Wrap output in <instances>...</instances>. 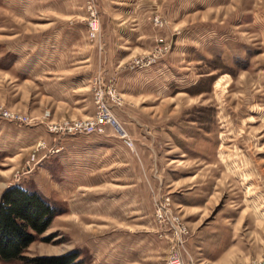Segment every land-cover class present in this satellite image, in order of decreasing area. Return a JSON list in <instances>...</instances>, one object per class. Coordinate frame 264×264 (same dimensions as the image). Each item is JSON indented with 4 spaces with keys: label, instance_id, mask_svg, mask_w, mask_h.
<instances>
[{
    "label": "rangeland",
    "instance_id": "rangeland-1",
    "mask_svg": "<svg viewBox=\"0 0 264 264\" xmlns=\"http://www.w3.org/2000/svg\"><path fill=\"white\" fill-rule=\"evenodd\" d=\"M26 44L38 47L36 58L67 63L95 51L90 87L83 91L95 105L94 86L112 84L120 102L107 100L132 146L109 125L75 134L51 129L83 115L52 117L47 108L39 114L25 109L28 99L40 104L41 86L30 84L27 97L9 64L18 54L25 59L26 53L12 48L24 50ZM59 45L72 48L40 53ZM109 56L119 61L113 73ZM136 58L142 62L134 64ZM0 117L20 126L43 124L52 134L24 150L14 179L36 169V160L49 148L54 153L62 138L82 144L81 169L71 159L64 181L45 183L43 177L49 198L43 196L59 213L26 247L25 258L167 264L175 249L186 264H254L264 258V0H0ZM135 118L161 131L148 133L149 148L168 137L170 124L177 128L172 140L188 151L160 163L150 149L146 181L127 125ZM111 145L114 151L100 148ZM95 146L97 153H90ZM128 159L135 164H121ZM173 172L181 179L173 188L193 191L189 201L201 204L174 206L176 191L165 181ZM125 189L145 197H123ZM159 204L167 210L160 212ZM176 217L186 234H176Z\"/></svg>",
    "mask_w": 264,
    "mask_h": 264
},
{
    "label": "crops",
    "instance_id": "crops-1",
    "mask_svg": "<svg viewBox=\"0 0 264 264\" xmlns=\"http://www.w3.org/2000/svg\"><path fill=\"white\" fill-rule=\"evenodd\" d=\"M57 35L60 38V30ZM22 47L24 48V46ZM70 47L72 48V46L62 45L55 46L53 48H51L50 46H45L40 48L42 50L40 53L57 52V50H60L61 53L64 49H70ZM73 48H75V46H73ZM12 49L15 53L23 52L27 54L24 60H19V54L16 55L15 59L9 64V71L14 76V78L20 80L25 84L28 93L26 94L27 97L29 96L28 91L32 89L30 87V84H35L38 87L41 86L39 90L40 96L38 99L40 101V104H32V101L28 99L25 109H28L34 114H39L41 113L43 108H47L49 109L50 116L52 117H79L82 115L87 116L94 112V102L91 99H88L89 97L87 96L86 92L83 91V89L87 90V87H90V81L93 74L92 69L95 64L94 60H92L91 53L95 51L90 50V55L84 56V59H82L83 61H79V59L78 61L67 63L66 61L61 60L54 61L51 56L47 55H41L40 57L36 58L37 52H35V49L37 51L38 47L33 45L30 46L29 44H26L24 50H19L22 48H19L17 45H15ZM127 50L126 52L129 51ZM107 51H112L111 53H113V51L116 52L117 50H114L113 48L109 50V48H107ZM108 61L111 73H113L117 68V64L119 63V61L114 63L113 58L110 56L107 62ZM132 98L135 99V96H132ZM127 103L133 102L129 100ZM127 107L132 108L130 106ZM135 123L138 125L139 130L134 129L133 126ZM127 125H129L128 130L136 142L138 150L137 163L143 171L142 176L145 181L147 179L145 175L146 167L148 163L152 161L149 158L151 155L150 149L151 151H153V153L156 154L157 160L160 163H162V160L165 159L167 161L173 160L174 157L172 156L177 155L178 152L180 155H186L188 152L186 148L178 145L177 142L172 140L170 134L175 133L176 130H173L177 129L175 128V125H167L165 131L168 134V137L164 138L163 142H161L159 146L153 144L152 146L150 145V148L148 144V142L150 141L148 140V133H151L152 137H154L153 133H160L161 131L158 128H150L146 125L144 127V123H142L138 118H135V120H128ZM40 138H48L50 140L52 139V134L46 130L43 124H36V126H20L14 122L7 121L4 118L0 117V194L7 187L14 184H19L24 188L36 189L40 191L46 198H49L47 197L48 192L46 193L45 190L47 189L45 183H50V180H52V178L56 181H64L66 165L71 164V159H73V161L75 160L76 162L77 159L79 161V159L82 157V150L80 148L82 145L81 142H66V138L70 139L71 137H64L57 145L56 151L54 153L48 154L47 157L42 159L37 164L36 169L20 175L18 179H14V173L22 164L20 159L22 153L24 152V150L31 148L33 144H35V141ZM113 145L100 148H104L105 150L111 148L114 151L116 146L114 147ZM88 150L90 153L96 154L98 146H95V148H90ZM133 161L131 162L128 159V162L122 161L121 164H129L130 162L132 164H135L133 163ZM80 163L81 161L77 163L79 169H81L80 167L82 166L80 165ZM166 164H169V162H166ZM54 167L57 169H54L56 171L52 169ZM174 174L175 173L173 172L171 176H165L167 186L170 187L169 191H172L173 193L174 191H176L173 195L174 206L182 210L183 208L187 207H197L199 204H201V201H195L198 198H193V202L189 201L191 197L195 196V194H193V191H184L181 189L178 190L176 188H173L174 184L181 180L180 178L178 179V176L174 177ZM149 176L153 181V176ZM43 177L45 178V183L43 181ZM191 177H194V175H191ZM141 178V176H138L137 179L141 180ZM123 186H125V184H123ZM139 193L140 192L135 193L133 191L131 192L129 189H125L123 197L136 198L137 195L138 198L144 199L145 194L143 197H140ZM194 210L196 211L199 209Z\"/></svg>",
    "mask_w": 264,
    "mask_h": 264
},
{
    "label": "trees",
    "instance_id": "trees-1",
    "mask_svg": "<svg viewBox=\"0 0 264 264\" xmlns=\"http://www.w3.org/2000/svg\"><path fill=\"white\" fill-rule=\"evenodd\" d=\"M58 213L40 191L19 184L7 187L0 195V262L25 259L31 264H66L65 256L27 259L23 255Z\"/></svg>",
    "mask_w": 264,
    "mask_h": 264
},
{
    "label": "built area",
    "instance_id": "built-area-1",
    "mask_svg": "<svg viewBox=\"0 0 264 264\" xmlns=\"http://www.w3.org/2000/svg\"><path fill=\"white\" fill-rule=\"evenodd\" d=\"M91 28H95L94 22H91ZM143 58H136L133 63L138 64L142 62ZM95 110L92 114L85 116L81 119H75L71 121H65L64 124H60L58 127L56 125H52L51 129H61L62 132L75 134L77 132L89 133L93 131H104L107 125L112 126L114 131L118 133L120 136L124 137V140L128 146H132L131 138L127 135L126 131L120 126L116 116L113 113L111 105L109 104L107 99H111L113 102L119 103L120 98L113 88L112 84L109 85L107 89L103 86L95 85ZM49 148L41 157H39L35 164L37 165L44 157H46L50 151ZM55 151V149H54ZM32 169L26 171L30 172ZM167 199V198H166ZM166 201V200H165ZM157 209L161 212L164 209V205H157ZM175 230L176 234L182 235L186 234L187 228L179 222L178 218L175 219ZM167 264H186L182 259L178 250H172L167 259ZM193 264V263H190ZM254 264H264V258L261 261L256 262Z\"/></svg>",
    "mask_w": 264,
    "mask_h": 264
},
{
    "label": "bare ground",
    "instance_id": "bare-ground-1",
    "mask_svg": "<svg viewBox=\"0 0 264 264\" xmlns=\"http://www.w3.org/2000/svg\"><path fill=\"white\" fill-rule=\"evenodd\" d=\"M96 24V23H95Z\"/></svg>",
    "mask_w": 264,
    "mask_h": 264
}]
</instances>
